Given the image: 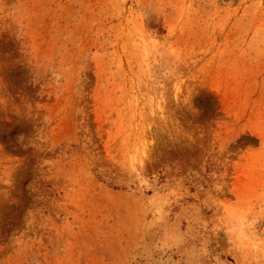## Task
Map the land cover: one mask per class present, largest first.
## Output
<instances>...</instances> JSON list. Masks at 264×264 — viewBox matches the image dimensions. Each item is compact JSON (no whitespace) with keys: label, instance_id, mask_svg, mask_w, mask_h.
<instances>
[{"label":"rangeland","instance_id":"obj_1","mask_svg":"<svg viewBox=\"0 0 264 264\" xmlns=\"http://www.w3.org/2000/svg\"><path fill=\"white\" fill-rule=\"evenodd\" d=\"M0 264H264V0H0Z\"/></svg>","mask_w":264,"mask_h":264}]
</instances>
